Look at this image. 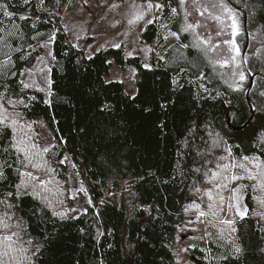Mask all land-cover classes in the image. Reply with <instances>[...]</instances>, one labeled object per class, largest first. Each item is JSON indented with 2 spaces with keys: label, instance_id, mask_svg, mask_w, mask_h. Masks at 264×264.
<instances>
[{
  "label": "snow or ice",
  "instance_id": "6c2138e0",
  "mask_svg": "<svg viewBox=\"0 0 264 264\" xmlns=\"http://www.w3.org/2000/svg\"><path fill=\"white\" fill-rule=\"evenodd\" d=\"M79 5L76 0H0V264H47L51 243L70 223L80 237L88 238L74 264H109L104 249H113L108 237L114 230L105 226L101 209L118 206L111 190L116 185L121 189L119 207L128 219L141 214L138 239L122 242L126 264H138L140 241L157 224L162 245L158 255L168 264L264 261V0H102L98 7L105 11L92 32L101 22L118 30L95 48L79 42L95 39L86 28L93 14L88 11L81 21L70 19V9L83 16L90 7L89 0H79ZM62 37L65 47L58 51ZM73 49L83 55L70 56ZM109 49L122 52L126 60H138L147 72H161L167 81V95L158 101L161 113H168L185 93L190 106L176 132L168 169L148 167L132 175V154L126 150L117 105L87 85L95 110L89 123L100 144L89 170L110 180L107 198H101L82 175L84 165L64 151L68 141L60 135L55 115L54 134L44 135L38 129L49 126L35 116L34 106H75L73 93H60L65 78L57 75L65 72L61 58L72 63L75 57L79 72L83 59L92 61ZM129 74L135 83L137 66L129 65ZM114 82L124 83L104 80L105 85ZM75 87H85L83 80ZM234 94L243 96L246 108L233 104ZM125 95L135 101L140 89ZM217 105L225 113L223 124L205 111ZM136 107L153 111L149 104ZM257 114L261 123L246 140L224 132L234 118L240 130ZM156 127L166 139L167 120H158ZM69 165L72 171L64 181L61 173ZM68 181L72 187L65 189ZM145 184L160 185L164 194L153 203H138ZM168 186L172 194L185 192L188 197L179 209L169 206L181 220L172 225L175 235L164 227L169 222ZM193 251L200 253L199 259H185Z\"/></svg>",
  "mask_w": 264,
  "mask_h": 264
},
{
  "label": "trees",
  "instance_id": "16d2710c",
  "mask_svg": "<svg viewBox=\"0 0 264 264\" xmlns=\"http://www.w3.org/2000/svg\"><path fill=\"white\" fill-rule=\"evenodd\" d=\"M146 36L151 35V29ZM66 38H61V43L58 45V51L64 48L65 45L62 42ZM75 57H81L83 53L76 52ZM75 57L72 63H68L67 58H61V62L65 65V72L57 73L59 76L65 78L60 82V93H73L75 95V101L73 105H57L54 109H48L46 105L37 103L34 106L35 116L41 120H44L49 126L50 134H54V130L57 125L52 123V116L55 115L59 121L58 127L60 135H62L67 141V145L64 148L70 159L74 160L77 164L84 165L81 168L83 176L87 177V183L91 184L95 188L97 194L101 198H107L105 193L110 189V180L105 174L99 176L95 169L89 170L92 164L93 156L100 147L99 141L95 138L94 128L90 127V120L94 113L93 101L89 95L87 85H92L96 88L97 94L101 97H107L110 101L117 105L118 117L122 121V127L125 130L126 143L128 149L131 151V174L136 175L139 172L146 171L148 167L153 169H160L165 171L169 165L173 162V152L175 149L176 132L178 129H182L183 121L187 118V109L190 106V102L187 99V94H183L176 99L174 107H170L168 113H161L158 108V101L162 95H167L166 92V79L162 78V74L159 70L155 72H147L143 68H139L138 60H126L122 52H118L113 49L108 51L99 52L94 60L88 61L82 60L83 67L77 71L75 64ZM105 59L112 60V64L105 63ZM114 64L120 68L129 65H135L138 68V76L136 79V86L140 89V95L135 101L129 100L125 95L126 88L124 83L114 82L109 85L104 84V80L111 76V71ZM86 69V71H85ZM83 80L85 87L76 89L75 85L78 81ZM118 81V80H114ZM128 93V92H127ZM237 96L233 99V104L238 108L243 105L245 108L247 105L244 103L243 96L234 94ZM137 103L141 106L149 104L152 106V113H145L141 111V108L136 107ZM207 113H211L217 117L219 123L225 122V113L222 111L221 106L208 107L205 109ZM247 118V117H246ZM167 120V131L169 135L166 139H162L159 135L160 130L156 127L158 120ZM262 118L257 114L250 125L243 131H232L227 126L224 127V132L227 133L229 138H233L237 141L246 140L256 127L261 123ZM239 121L235 118L233 120V126L238 127ZM77 127H84L86 132L77 134ZM122 145L124 141H121ZM83 147V151H81ZM67 169L61 174L67 176ZM102 181L103 184L97 182ZM139 187V186H138ZM159 189V191H158ZM111 190H114L117 194L116 203L117 207L113 208L112 205H108V211L104 212L103 208V222L106 227L113 229V234L108 237V240L113 244V249L109 250L105 246V252L108 253L109 264H126V258L121 251L122 242L130 240L135 242L138 239V224L140 221V213H137L134 219L129 220L127 213L119 207L121 201L120 187L114 186ZM169 198L165 204V209H179L182 203L187 202V195L185 192H176L172 194V186L167 187ZM164 194V188L160 185L145 184L139 188L137 202H143L145 204L153 203L155 200ZM126 207V201L123 202ZM79 224V222H73ZM181 223V220L176 212L169 210V222L164 225L168 228L172 235V225ZM245 229L247 226H244ZM161 232V226L156 225L154 230H149L146 233L147 239L140 241L139 253L137 254L138 264H168L167 259L161 258L158 253L162 250V245L159 241V235ZM125 233L127 234L125 236ZM87 237H80L77 234L76 228L70 223L65 229L61 230L60 235L53 240L50 245L49 252L46 256L47 264H74V261L83 254V249L80 248V244L87 240ZM254 240V238H253ZM167 241V237H165ZM90 247V244H89ZM253 247L255 244L253 243ZM166 251V250H164ZM193 257L199 259V252H191ZM257 264H264V261H260L257 257ZM200 263L203 264L202 261Z\"/></svg>",
  "mask_w": 264,
  "mask_h": 264
},
{
  "label": "rangeland",
  "instance_id": "374dc122",
  "mask_svg": "<svg viewBox=\"0 0 264 264\" xmlns=\"http://www.w3.org/2000/svg\"><path fill=\"white\" fill-rule=\"evenodd\" d=\"M109 2H111V0H109ZM102 3V0H89V4L90 7L88 8V10L83 14V16L79 13L76 12L75 9H70L71 12L74 13L73 17H70V19L73 20V22L75 21H81L84 18L87 17V12L90 11L93 16H92V22L86 25V28L88 29V34L89 36L95 35V39H82L80 40V44L82 46L84 45H92L93 48H95L97 45L99 44H104L105 40L110 39L115 31L117 30H113L110 28H107L106 23L101 22V24L99 26H96L95 28V33L92 32L93 26L95 25V21L99 18L100 15H102L105 11L104 8L98 7V5ZM79 0H76V7L79 8ZM121 39H123V37H121ZM129 67H123L120 68L118 66H116L114 64L112 71H111V76L109 78L113 79V80H123L124 81V85L126 88V91L131 94L132 92L135 91V89L137 88L136 86V82L133 83L130 79H129ZM39 131L42 132V134L47 135V136H51L50 132L48 130H41L38 129ZM44 140H41V143H43ZM71 168L70 165L67 169V176L65 177L64 175L61 174V179L64 181H67L68 175L71 173ZM72 187V183L70 181H68L67 183H65V189ZM93 188V187H92ZM91 190V189H90ZM110 190V189H109ZM108 190V191H109ZM108 191L105 193V196H107ZM97 193V192H96ZM98 195V194H97ZM74 203V202H73ZM194 233H187V235H193ZM188 243H192V241H188ZM193 257L191 252L185 255V259H189ZM202 264V263H200Z\"/></svg>",
  "mask_w": 264,
  "mask_h": 264
},
{
  "label": "water",
  "instance_id": "95a60500",
  "mask_svg": "<svg viewBox=\"0 0 264 264\" xmlns=\"http://www.w3.org/2000/svg\"><path fill=\"white\" fill-rule=\"evenodd\" d=\"M253 118H254V117H252L251 122H252ZM249 125H250V124H248V126H249ZM248 126H247V127H248ZM247 127H246V128H247ZM237 128H238V127L232 125V128H229V129L232 130V131H243V130L245 129V128H240V130H236Z\"/></svg>",
  "mask_w": 264,
  "mask_h": 264
}]
</instances>
